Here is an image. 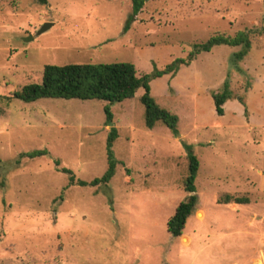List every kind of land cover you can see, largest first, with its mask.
I'll return each instance as SVG.
<instances>
[{
    "label": "rangeland",
    "instance_id": "rangeland-1",
    "mask_svg": "<svg viewBox=\"0 0 264 264\" xmlns=\"http://www.w3.org/2000/svg\"><path fill=\"white\" fill-rule=\"evenodd\" d=\"M130 12L131 0H0V264H264V0H146L124 31ZM241 30L242 59L231 57L240 46L217 45L150 81L177 134L145 126L142 89L108 103V125L104 100L4 97L45 64L128 61L140 75ZM225 79L234 98L217 115L211 92ZM111 127L112 177L70 183L61 168L84 181L106 170ZM185 144L199 162L197 204L173 236ZM226 194L248 201L218 202Z\"/></svg>",
    "mask_w": 264,
    "mask_h": 264
},
{
    "label": "trees",
    "instance_id": "trees-1",
    "mask_svg": "<svg viewBox=\"0 0 264 264\" xmlns=\"http://www.w3.org/2000/svg\"><path fill=\"white\" fill-rule=\"evenodd\" d=\"M146 0H131V12L129 13L123 30H127L135 20L136 15L141 10ZM261 30L264 32V25ZM217 45L240 46V49L233 52V60H240L251 46L248 32L241 30L234 35L214 34L203 42L191 44L190 50L184 57H175L162 68L154 67L149 73L137 75L133 63L128 61L115 62H80L65 63L61 65L45 64L42 68L39 81H30L23 84L19 89L12 90L6 99H19L24 102L35 101L40 98H61V99H98L104 100L105 125L113 120V113L108 103L120 102L124 99L134 97L138 89L143 92L140 95V102L143 105V119L147 128H152L155 123L161 122L171 132L177 134V117L167 109L160 107L150 94V81L163 75H173L182 66H188L200 52H209ZM226 80V79H225ZM221 83L219 90L211 92V101L214 112L217 115H223V105L226 101L233 99V94L229 84L226 81ZM238 101L243 105L246 112V103L244 98L238 97ZM117 131L114 127L109 129L106 137L107 145V168L100 177L93 178L90 181L74 179V176L67 169L62 171L69 174V182L79 185H98L107 183L115 172L116 161L112 156L111 145ZM187 158V173L183 179V188L188 196L176 206L173 214L167 220V230L173 236H178L184 227L188 216L193 212L197 204V195L195 194V176L198 170L199 162L197 156L192 152L191 146L185 144ZM44 150H34L30 155L43 153ZM58 165V162L55 161ZM246 197H239L230 194L219 199L220 203H242L247 202Z\"/></svg>",
    "mask_w": 264,
    "mask_h": 264
},
{
    "label": "water",
    "instance_id": "water-1",
    "mask_svg": "<svg viewBox=\"0 0 264 264\" xmlns=\"http://www.w3.org/2000/svg\"><path fill=\"white\" fill-rule=\"evenodd\" d=\"M50 25V23H43L41 26H40V28L38 29V33L39 32H41V31H43V30H45L48 26ZM31 39L32 37L29 35L28 37H24V38H22L24 41H26L27 39Z\"/></svg>",
    "mask_w": 264,
    "mask_h": 264
},
{
    "label": "crops",
    "instance_id": "crops-1",
    "mask_svg": "<svg viewBox=\"0 0 264 264\" xmlns=\"http://www.w3.org/2000/svg\"><path fill=\"white\" fill-rule=\"evenodd\" d=\"M232 102H234V101H231L230 103H232ZM226 103H228V102H226ZM230 203H232V202H230Z\"/></svg>",
    "mask_w": 264,
    "mask_h": 264
}]
</instances>
